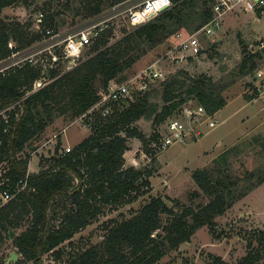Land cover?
Here are the masks:
<instances>
[{"label":"trees","instance_id":"16d2710c","mask_svg":"<svg viewBox=\"0 0 264 264\" xmlns=\"http://www.w3.org/2000/svg\"><path fill=\"white\" fill-rule=\"evenodd\" d=\"M124 1L75 0L78 2L75 14L92 18ZM173 1L172 7L151 21L124 28L125 33L118 40H111L113 28L104 31L78 65L29 95L40 75L37 69L26 64L0 73V110L12 106L6 117H0V165L9 168L13 183L27 174L32 157L29 152L22 155L25 148L56 117L81 116L99 101L100 92L106 90L111 80L128 79L127 71L149 49L164 43L183 27L189 32L200 28L212 16L213 0ZM20 3L30 4L29 0H0V62L13 50L42 41L48 28L58 31L62 11L57 7L63 4L69 9L73 0H46L41 6L44 19L40 28L33 27V21L7 22L2 18L6 8ZM10 40H14L16 48L9 47ZM242 45L239 77L254 73L263 57L262 48L252 51L243 41ZM234 81H217L182 68L159 86L144 91L136 88L132 100L115 103L107 115L94 111L93 119L87 120L91 134L70 151H64L59 140L55 153L43 157L41 168L29 174V189L0 208L1 228L6 231L9 227L23 228L13 238L22 262L44 264L43 256L53 253L63 264H156L169 250L190 241L201 227H212L217 216L263 184L264 166L247 170L242 177L234 176L227 167L197 170L193 177L209 197L207 203L170 206L161 196L152 197L131 217L106 224L101 242L64 258V243L90 225L106 205L116 209L137 201L151 190L150 178L155 170L126 165L130 140L140 139L154 156L156 151L151 145L161 136L158 131L161 124L182 112L193 100L210 114L218 112L227 105L224 93ZM141 119L152 121L151 136L139 127ZM221 158L226 162V154ZM249 245L251 250L234 264H262L264 252ZM216 260L221 262L219 257Z\"/></svg>","mask_w":264,"mask_h":264},{"label":"rangeland","instance_id":"374dc122","mask_svg":"<svg viewBox=\"0 0 264 264\" xmlns=\"http://www.w3.org/2000/svg\"><path fill=\"white\" fill-rule=\"evenodd\" d=\"M45 1L29 0L30 4L20 3L6 8L2 18L7 22L33 21V27L37 28L36 16ZM77 3L73 0L69 9L64 8L63 4L58 5L57 8L62 11V15L58 17L62 22L59 33H72L92 20L83 14H75ZM104 11L107 12V8ZM230 15L226 19L225 30L219 37L207 39L204 50L197 57L183 62L170 60L166 54L179 42V37L174 34L164 43L149 49L148 53L127 71V78H134L158 61L165 78L147 79L148 88L159 86L162 80L182 68L193 75L206 74L217 81H235L224 93L228 100L227 105L215 114L219 124L213 129L205 123L202 124L201 136L195 135L191 130L186 136V141L175 142L166 150L156 152L154 156L147 152L140 139L130 140V150L125 153L126 165L153 168L155 171L150 178L151 190L137 201L118 206L116 209L106 205L103 213L90 225L79 231L71 241L64 243L65 259L70 253L101 242L106 233V224L131 217L152 197L161 196L170 206H177L178 203L188 206L207 203L209 197L193 177L197 170L214 171L219 167H227L234 176L242 177L247 170L264 166V47L261 49L263 57L258 69L248 76L237 75L243 59L242 41L252 51L260 49L258 42L264 41V15L258 16L253 11ZM188 30L183 27L180 31L186 34ZM122 35H118L116 40ZM10 41L15 45L14 40ZM87 51L88 49L84 56ZM9 63L8 60L6 65ZM133 86L135 90L136 85ZM35 87L36 85L27 94L36 91ZM252 95L255 97L249 99ZM243 102L247 103L246 108H240ZM198 104L196 100L187 103L191 107ZM173 117H179L187 124L188 129L192 128L189 118L183 112ZM138 125L147 136L154 133L151 120L141 119ZM158 131L160 135L166 133V123L161 124ZM91 132L90 124L87 120L80 119V116L72 118L68 114L59 115L22 153L31 154L28 170L38 171L41 168V159L55 153L59 140L61 148H73ZM223 154H226V162L221 158ZM22 229H13L15 236ZM250 243L264 252V183L238 200L224 214L217 216L212 227H201L190 241L182 243L177 249L169 250L156 264H234L251 250ZM12 252L18 253L17 260H10ZM218 257L221 262L216 260ZM22 258L13 244V238H10L9 231L0 227V264H32L22 262ZM261 262L264 264V258ZM43 263L63 264V260H58L53 253H48L43 256Z\"/></svg>","mask_w":264,"mask_h":264},{"label":"built area","instance_id":"2783aa9c","mask_svg":"<svg viewBox=\"0 0 264 264\" xmlns=\"http://www.w3.org/2000/svg\"><path fill=\"white\" fill-rule=\"evenodd\" d=\"M173 5V0H141L140 2L126 0L107 8V12L103 11L90 18L92 20L88 24L72 33L61 34L53 28H48L46 37L42 41L35 42L23 49L13 50L12 54L5 59L10 61L8 65H6L7 61H1L0 73H4L14 66L22 67L28 64L40 72L39 78L34 83L35 89H39L38 87L52 82L66 70H71L78 65L86 50L104 31L113 28L111 40H116L118 35L125 33L124 28L131 29L151 21ZM211 8L212 16L200 28L186 34L182 31L176 34L179 37V42L166 54L170 60L183 62L201 54L206 46L205 41L219 37L225 30L226 19L231 16L230 14L253 11L258 16H263L264 0H213ZM43 19L44 12H38L36 16L37 28H40ZM8 45L11 49L16 48V43L14 45L12 41H9ZM258 45L260 49L263 48L264 41H260ZM161 69L157 61L144 69L143 74L134 78L124 81L111 80L106 90L100 92L99 101L82 114L80 119L91 121L94 111L100 110L103 115H107L115 103L132 100L134 98L133 85H136L139 90H146L148 88L147 79L165 78L163 69ZM10 108L12 106L1 109L0 117H6V112ZM182 112L189 118L192 128L188 129L187 124L179 117H170L165 122L167 132L161 133L159 140L151 145L156 152L166 150L175 142L186 141V136L191 130L195 135L201 136L204 123L212 129L219 124L215 117L216 113L210 114L200 104L192 107L185 105ZM63 150L68 152L71 148L66 147ZM30 173L31 171L28 170L25 178L13 183L9 176V168L4 164L0 165V208L29 189Z\"/></svg>","mask_w":264,"mask_h":264},{"label":"water","instance_id":"95a60500","mask_svg":"<svg viewBox=\"0 0 264 264\" xmlns=\"http://www.w3.org/2000/svg\"><path fill=\"white\" fill-rule=\"evenodd\" d=\"M9 235H10V238H14L15 236V232L13 231L12 227H9ZM18 256H19L18 253L12 252L10 260L11 259L17 260Z\"/></svg>","mask_w":264,"mask_h":264},{"label":"crops","instance_id":"0c3cea01","mask_svg":"<svg viewBox=\"0 0 264 264\" xmlns=\"http://www.w3.org/2000/svg\"><path fill=\"white\" fill-rule=\"evenodd\" d=\"M250 102V101H249ZM226 106V105H225ZM247 107V103H244L243 102V104L241 105V107L240 108H246ZM221 110V109H220ZM217 113V112H216ZM29 165H31V160H30V163H29ZM31 171V170H30Z\"/></svg>","mask_w":264,"mask_h":264}]
</instances>
